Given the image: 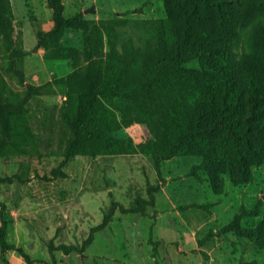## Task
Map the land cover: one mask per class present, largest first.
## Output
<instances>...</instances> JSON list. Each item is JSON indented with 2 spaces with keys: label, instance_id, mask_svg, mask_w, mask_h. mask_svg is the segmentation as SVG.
<instances>
[{
  "label": "rangeland",
  "instance_id": "rangeland-1",
  "mask_svg": "<svg viewBox=\"0 0 264 264\" xmlns=\"http://www.w3.org/2000/svg\"><path fill=\"white\" fill-rule=\"evenodd\" d=\"M57 1L64 18L81 12L104 24L105 47L110 39L119 52L124 44L145 45L143 20L165 17L161 0ZM237 1L251 19L240 20L234 53L264 60V35L254 28L264 26V0ZM8 3L12 44L0 41V104L21 111L12 118L19 134L7 139L0 128V264H264L255 238L230 231L264 220V161L244 178L230 154L216 163L144 153L67 157L65 80L82 74L89 52L72 32L44 35L54 21L50 0ZM158 6V18H148ZM38 50L47 80L33 76ZM189 66L198 67L197 59ZM117 116L119 138L138 144L148 137L133 115Z\"/></svg>",
  "mask_w": 264,
  "mask_h": 264
},
{
  "label": "trees",
  "instance_id": "trees-1",
  "mask_svg": "<svg viewBox=\"0 0 264 264\" xmlns=\"http://www.w3.org/2000/svg\"><path fill=\"white\" fill-rule=\"evenodd\" d=\"M162 2L164 19L142 21L149 27L145 45L124 44L119 52L110 39L105 47L104 24L81 12L64 18L62 5L50 0L54 21L44 35L60 39L72 32L89 52L82 74L65 80L61 117L71 133L65 154L144 153L157 160L186 155L205 163L230 154L247 178L250 166L264 161V60L252 54L239 59L234 53L240 51L237 27L243 17L251 19V12L237 0ZM254 28L264 35L262 24ZM11 35L10 5L0 0V41L12 44ZM42 36L39 32L38 48ZM195 59L198 67L189 66ZM19 106L0 104V128L7 139L19 134L12 124ZM118 112L145 124L148 137L138 144L119 138ZM230 231L255 238L264 248V220L254 229L237 225Z\"/></svg>",
  "mask_w": 264,
  "mask_h": 264
},
{
  "label": "crops",
  "instance_id": "crops-1",
  "mask_svg": "<svg viewBox=\"0 0 264 264\" xmlns=\"http://www.w3.org/2000/svg\"><path fill=\"white\" fill-rule=\"evenodd\" d=\"M147 0H141V2H139V5L140 4H142V3H144V2H146ZM161 2H162V0H161ZM162 4H163V2H162ZM164 7V6H163ZM134 8L135 7H132L131 9H128L129 11L130 10H134ZM151 10V9H150ZM157 10H160V7L158 6V8H154L153 9V11L151 10V11H149L150 13H152V15L151 16H149L148 18H158L156 15V13H157ZM124 11V10H123ZM165 13V12H164ZM164 16V15H163ZM162 16V17H163ZM34 57H35V59L37 60V62L39 63V64H37L38 65V73H35L34 74V72H35V70L34 71H31L32 72V74H34L33 76L35 77V78H38V75H39V77L40 78H46V80L47 79H49V74L47 73L48 72V70H47V68H46V65H45V63L43 62V59H42V55H41V53H40V51L38 50V51H36L35 53H34Z\"/></svg>",
  "mask_w": 264,
  "mask_h": 264
}]
</instances>
